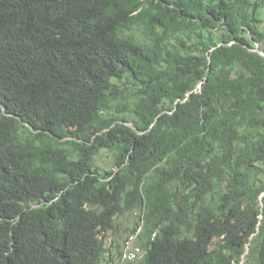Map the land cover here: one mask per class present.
Segmentation results:
<instances>
[{
  "label": "trees",
  "instance_id": "obj_1",
  "mask_svg": "<svg viewBox=\"0 0 264 264\" xmlns=\"http://www.w3.org/2000/svg\"><path fill=\"white\" fill-rule=\"evenodd\" d=\"M256 45L264 0H0V264H264Z\"/></svg>",
  "mask_w": 264,
  "mask_h": 264
},
{
  "label": "built area",
  "instance_id": "obj_2",
  "mask_svg": "<svg viewBox=\"0 0 264 264\" xmlns=\"http://www.w3.org/2000/svg\"><path fill=\"white\" fill-rule=\"evenodd\" d=\"M142 255H143L142 250L139 247L131 246V244H128L124 249V251L122 252L120 259L110 264H122L125 262H134L138 260Z\"/></svg>",
  "mask_w": 264,
  "mask_h": 264
},
{
  "label": "rangeland",
  "instance_id": "obj_3",
  "mask_svg": "<svg viewBox=\"0 0 264 264\" xmlns=\"http://www.w3.org/2000/svg\"><path fill=\"white\" fill-rule=\"evenodd\" d=\"M103 166L109 168L111 166L110 162H109V158L107 156H104V160H103ZM129 244H131V246H134L133 242L131 241ZM125 264V263H122Z\"/></svg>",
  "mask_w": 264,
  "mask_h": 264
},
{
  "label": "water",
  "instance_id": "obj_4",
  "mask_svg": "<svg viewBox=\"0 0 264 264\" xmlns=\"http://www.w3.org/2000/svg\"><path fill=\"white\" fill-rule=\"evenodd\" d=\"M254 52L258 53L264 58V52L260 49V45H256Z\"/></svg>",
  "mask_w": 264,
  "mask_h": 264
},
{
  "label": "clouds",
  "instance_id": "obj_5",
  "mask_svg": "<svg viewBox=\"0 0 264 264\" xmlns=\"http://www.w3.org/2000/svg\"><path fill=\"white\" fill-rule=\"evenodd\" d=\"M126 263V262H125Z\"/></svg>",
  "mask_w": 264,
  "mask_h": 264
}]
</instances>
